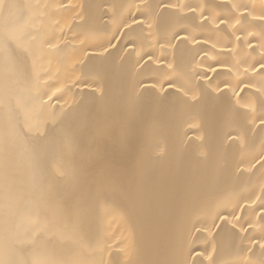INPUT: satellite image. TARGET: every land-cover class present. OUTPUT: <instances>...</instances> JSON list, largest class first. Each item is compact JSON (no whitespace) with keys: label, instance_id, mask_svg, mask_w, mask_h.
Instances as JSON below:
<instances>
[{"label":"bare ground","instance_id":"obj_1","mask_svg":"<svg viewBox=\"0 0 264 264\" xmlns=\"http://www.w3.org/2000/svg\"><path fill=\"white\" fill-rule=\"evenodd\" d=\"M264 0H0V264H264Z\"/></svg>","mask_w":264,"mask_h":264},{"label":"snow or ice","instance_id":"obj_2","mask_svg":"<svg viewBox=\"0 0 264 264\" xmlns=\"http://www.w3.org/2000/svg\"><path fill=\"white\" fill-rule=\"evenodd\" d=\"M260 19H261V20H264V16H261Z\"/></svg>","mask_w":264,"mask_h":264}]
</instances>
